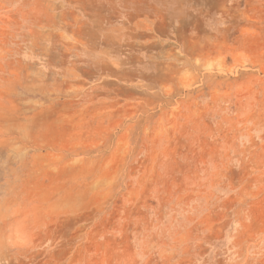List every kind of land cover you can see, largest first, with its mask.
<instances>
[{"label": "rangeland", "instance_id": "rangeland-1", "mask_svg": "<svg viewBox=\"0 0 264 264\" xmlns=\"http://www.w3.org/2000/svg\"><path fill=\"white\" fill-rule=\"evenodd\" d=\"M0 264H264V0H0Z\"/></svg>", "mask_w": 264, "mask_h": 264}]
</instances>
